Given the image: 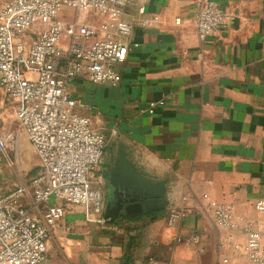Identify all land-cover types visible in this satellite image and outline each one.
I'll list each match as a JSON object with an SVG mask.
<instances>
[{
	"label": "crops",
	"instance_id": "0c3cea01",
	"mask_svg": "<svg viewBox=\"0 0 264 264\" xmlns=\"http://www.w3.org/2000/svg\"><path fill=\"white\" fill-rule=\"evenodd\" d=\"M215 1L235 19L205 40L196 33L193 0H146L143 16L136 6L127 7V21L157 22L134 27L126 40L139 47L117 65L120 83L96 86L82 73L70 85L80 113L107 139L104 162L94 174L104 210L105 178L120 145L140 173L166 182L167 207L131 224L105 219L104 211V223H89L82 208H67L48 243L58 246L66 264H143L149 258L245 264L243 252L220 245L232 235L233 244L245 246V222L263 220L255 204L264 199V0ZM157 101L164 106L149 115L147 106ZM205 199L231 206L244 220L240 228L217 227L201 209ZM185 207L191 208L186 219L168 229L169 213ZM128 225L135 229L129 236ZM191 234L198 245L187 242Z\"/></svg>",
	"mask_w": 264,
	"mask_h": 264
},
{
	"label": "built area",
	"instance_id": "2783aa9c",
	"mask_svg": "<svg viewBox=\"0 0 264 264\" xmlns=\"http://www.w3.org/2000/svg\"><path fill=\"white\" fill-rule=\"evenodd\" d=\"M145 5L146 0H9L0 7V88L38 159L32 177L0 195V264H43L52 231L69 207L82 208L89 223L105 222L94 174L104 162L107 139L80 113L69 87L82 73L96 86L120 83L117 65L139 47L126 40L134 27L157 22L156 17L127 21L125 9L136 6L143 16ZM193 11L200 40L218 36L235 19L215 0H193ZM90 15L97 21H88ZM174 23L180 25V18ZM162 106L163 101L152 102L146 111L153 115ZM15 142L0 129V154L6 156ZM201 209L229 232L244 222L229 205L205 199ZM255 210L263 220L245 222V246L233 244L232 235L220 245L243 252L245 264H264V199ZM190 212L171 211L166 227L176 230ZM199 241L195 234L187 239L192 245ZM143 264L163 262L149 258Z\"/></svg>",
	"mask_w": 264,
	"mask_h": 264
},
{
	"label": "water",
	"instance_id": "95a60500",
	"mask_svg": "<svg viewBox=\"0 0 264 264\" xmlns=\"http://www.w3.org/2000/svg\"><path fill=\"white\" fill-rule=\"evenodd\" d=\"M113 194L105 199V219L151 214L164 210L166 182L152 181L131 162L124 145H120L107 178Z\"/></svg>",
	"mask_w": 264,
	"mask_h": 264
},
{
	"label": "rangeland",
	"instance_id": "374dc122",
	"mask_svg": "<svg viewBox=\"0 0 264 264\" xmlns=\"http://www.w3.org/2000/svg\"><path fill=\"white\" fill-rule=\"evenodd\" d=\"M6 2V1H5ZM1 2L0 7L5 3ZM62 17L63 14L61 15ZM88 21H97V17L90 15ZM0 129L12 133L17 142L10 147L6 156H0V195L13 190L25 183L32 176L37 166V156L29 144L17 122L13 105L0 88ZM22 141V143H21ZM23 146L21 148L20 146ZM56 244L48 248L46 261L43 264H66V257L61 254Z\"/></svg>",
	"mask_w": 264,
	"mask_h": 264
},
{
	"label": "trees",
	"instance_id": "16d2710c",
	"mask_svg": "<svg viewBox=\"0 0 264 264\" xmlns=\"http://www.w3.org/2000/svg\"><path fill=\"white\" fill-rule=\"evenodd\" d=\"M154 214H150V215H141V216H129V217H124L122 219H118L117 221H121L122 223H125V221H127V224H131V222H137V221H141L142 219H144L145 217L151 216ZM135 229H131L130 225H128V227H126L125 229V234L126 235H131L132 231H134ZM134 236H130L129 237V241L131 242L132 240H134ZM148 259H146L145 261H147ZM144 261V262H145Z\"/></svg>",
	"mask_w": 264,
	"mask_h": 264
},
{
	"label": "flooded vegetation",
	"instance_id": "af4514ba",
	"mask_svg": "<svg viewBox=\"0 0 264 264\" xmlns=\"http://www.w3.org/2000/svg\"><path fill=\"white\" fill-rule=\"evenodd\" d=\"M105 187L107 189V195L113 194V191L109 188L108 181L106 178H105Z\"/></svg>",
	"mask_w": 264,
	"mask_h": 264
}]
</instances>
